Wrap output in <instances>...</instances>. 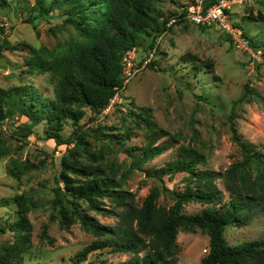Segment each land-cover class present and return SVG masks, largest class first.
<instances>
[{"label":"rangeland","instance_id":"obj_1","mask_svg":"<svg viewBox=\"0 0 264 264\" xmlns=\"http://www.w3.org/2000/svg\"><path fill=\"white\" fill-rule=\"evenodd\" d=\"M197 1L156 0V6L161 14H180L184 5ZM6 2L7 5L0 0V26L4 28L1 38L5 37L9 43L0 58V87L10 89L32 84L44 97L54 98L56 79L50 72L31 65L33 52L40 47L58 50L69 47L81 36L74 26L64 22L65 16L58 10L50 17L40 16L30 22L31 12L40 13L37 0ZM231 15L242 30V37L246 33L260 46L253 47L248 38L249 48L260 51V60L253 56L251 49L235 44L217 24L198 26L187 18L178 22L173 18L167 24L171 29L155 40L152 56L153 49L149 48L152 37L146 36L144 45L136 49L138 67L148 56L155 62L154 68L147 65L140 68L102 114L87 108L79 122L88 133L92 149L104 143L110 146L104 162L117 165L120 189L131 192L138 205L154 186L161 190L159 204L166 207L173 205L174 191L185 189L189 173H170L162 179L147 173L177 159L181 146H193L205 153L206 162L199 164L202 169L225 170L232 162L241 160L240 145L233 138L229 121L232 111L236 112V127L242 140L264 149V0L235 7ZM140 108L151 116L159 130L167 132L153 145L165 142L169 147L136 163L128 150L133 149L134 155L139 156L141 147L150 140L145 124H138V117L130 114V111L144 113ZM45 124L46 121L34 124L27 116L18 114L0 120V134L11 150L0 158V225L6 228L0 231V246L14 241V233L7 225L17 218L16 204L5 205L2 200L27 192L37 205L29 213L33 225L32 246L24 253L22 264H73L76 253L96 236L80 221L69 228L61 226V216L53 201L55 189L64 186L60 172L62 158L68 156L69 151L66 144L57 145L46 136ZM24 126L32 127L33 133L23 136ZM127 127L131 128V137H126ZM75 128L71 120L66 122L61 131L63 137L68 138ZM107 132L117 136L115 141L104 136ZM120 135L125 138L124 143L118 142ZM13 160L30 165L19 174ZM125 172L127 175L122 178ZM217 183L224 193L223 200H230L222 179ZM102 201L99 210L86 208L82 201L81 207L96 222L115 225L123 207L108 197ZM207 206L191 201L184 209L194 214ZM248 216L241 226L227 227L225 237L229 245L264 240V213L252 210ZM177 242L181 264H201L209 252V236L200 228L196 232L180 230ZM131 256L107 249L96 250L80 264H120Z\"/></svg>","mask_w":264,"mask_h":264},{"label":"trees","instance_id":"obj_2","mask_svg":"<svg viewBox=\"0 0 264 264\" xmlns=\"http://www.w3.org/2000/svg\"><path fill=\"white\" fill-rule=\"evenodd\" d=\"M1 1L8 4L6 0ZM37 2L40 13L31 12L30 22L40 16L50 17L58 10L65 16L64 22L74 26L81 39L59 50L35 49L31 65L55 77V97H44L32 84L10 89L0 87V120L18 114L27 116L34 124L46 121V136L54 139L57 145L68 146L69 155L62 158L60 172L64 186L59 185L55 189L53 204L60 213L62 227L69 228L80 221L96 236L76 253L72 258L73 264H80L87 260L89 253L104 249L132 255L120 264H181L177 255L178 233L180 230L196 232L197 228L209 236V252L202 258L201 264H264V240L229 245L225 237L227 227L241 226L252 210L264 213V149L242 140L236 127V112L232 111L229 121L233 138L240 145L241 160L232 162L225 170L202 169L199 164L206 162L205 153L193 146H181L177 159L153 171L147 170L148 175L159 179L170 173H189L185 189L174 191L175 201L170 207L159 204L161 190L158 186L150 189L141 205L136 204L131 192L120 189V182L116 179L117 165L104 162L110 146L104 143L102 147L92 149L87 131L79 125L87 108L100 115L116 94L125 89L122 78L124 53L144 45L146 36L152 37L149 48L153 49L157 37L171 29L167 26L171 19L176 18L177 22L186 19L188 5H184L180 14L164 15L158 11L156 0ZM1 33H4L2 26L0 58L9 48L7 39L1 38ZM244 36L250 39L253 47H260L249 35L245 33ZM147 66L154 68L155 62L150 61ZM140 110L144 113L130 111V114L138 117V124H145L150 140L141 147L139 156L134 155L133 149L128 150L136 163L144 162L169 147L165 142L153 145L167 132L159 130L151 116L142 108ZM69 120L76 128L65 138L61 131ZM23 128V136L33 133L32 127ZM126 129V137H131V128ZM104 136L111 141L117 137L108 132ZM120 136L118 142L124 143L125 138ZM10 151L0 134V158ZM12 163L19 174L30 165L17 160ZM71 174L80 177H72ZM126 175L127 172L123 173L122 178ZM219 179L229 191L230 200H223L224 193L217 183ZM104 197L123 207L115 225L96 222L81 207L82 201L86 208L99 210ZM191 201L208 206L201 212L190 214L184 208ZM2 202L5 205L16 204L17 218L7 225L14 233V241L0 246V264H22L24 253L32 246L33 225L29 213L37 203L27 192ZM5 230L0 225V231Z\"/></svg>","mask_w":264,"mask_h":264},{"label":"built area","instance_id":"obj_3","mask_svg":"<svg viewBox=\"0 0 264 264\" xmlns=\"http://www.w3.org/2000/svg\"><path fill=\"white\" fill-rule=\"evenodd\" d=\"M254 0H198L195 3H191L186 8V18L198 26H210L217 24L228 35L231 36L235 44L239 46L251 49L252 54L258 60L261 59L260 51H254L249 48V41L247 38L242 37L243 33L236 21L232 18L231 10L235 7H242L251 4ZM136 49L133 48L126 51L122 57V78L124 83L133 77L140 68L145 67L151 58L146 56L141 67H138L139 62L136 61ZM151 51V56L152 52Z\"/></svg>","mask_w":264,"mask_h":264}]
</instances>
